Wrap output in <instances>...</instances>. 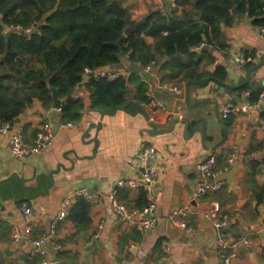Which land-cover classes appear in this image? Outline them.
<instances>
[{
    "label": "crops",
    "instance_id": "1",
    "mask_svg": "<svg viewBox=\"0 0 264 264\" xmlns=\"http://www.w3.org/2000/svg\"><path fill=\"white\" fill-rule=\"evenodd\" d=\"M261 4L264 11V0ZM122 5L136 23L147 21L156 12L183 23L201 20L200 13L184 19V13L192 11L190 0H124ZM256 5L257 1L245 3L242 10L234 4L230 24H221L218 44L193 48L197 65L183 71L163 67L166 58L158 54L153 37H146V42L156 54V66L149 67L153 61L132 64L123 57L118 66L96 71L113 70L118 77L133 78L125 106L107 111L95 108L88 76L70 96L84 103L80 117L69 122L72 128H59L65 123L61 109L70 93L63 98L58 95L63 101L61 109L53 108V98L48 106L34 98L11 121L12 132L0 136V264H224L218 252L219 233L231 245L227 254L233 250L238 253L231 264H264V102L259 103L264 94V38L256 26L264 12L251 15L249 9ZM237 55L251 57V61L241 66L234 62ZM251 69L254 71L243 88L228 89ZM211 78L224 86L214 81L206 84ZM189 82L202 84H192L188 102L162 89L165 83L185 87ZM141 83L145 88L142 95L137 90ZM246 88L256 106L222 119V127L217 114L222 115L227 104L244 102ZM153 99L162 101L167 110L154 106ZM136 105L149 121L139 112H129ZM203 121L206 124L198 126ZM45 123L52 125L54 144L37 155L13 157V134L20 132L26 142L33 143ZM223 130L226 140L217 147ZM147 146L157 150L150 165L158 175L150 193L127 184L140 181L150 166L139 159ZM243 152L248 159L229 167L228 156ZM211 155L216 157L214 181L220 184L219 189L194 199L200 181L196 164ZM235 165L238 169L232 182L218 179ZM81 189L95 200L81 196ZM112 196L129 211L154 206L156 225L149 231H138L118 216ZM66 199H70L71 207L57 226L56 245L48 242L33 256L25 230L31 229L34 240L48 233ZM24 203L32 209L29 217L21 211ZM180 207L188 209L180 219L185 227L168 221ZM221 223L225 225L218 228ZM94 241L97 246L88 250Z\"/></svg>",
    "mask_w": 264,
    "mask_h": 264
},
{
    "label": "trees",
    "instance_id": "2",
    "mask_svg": "<svg viewBox=\"0 0 264 264\" xmlns=\"http://www.w3.org/2000/svg\"><path fill=\"white\" fill-rule=\"evenodd\" d=\"M190 1L192 11L185 12L184 19L200 13V21L178 22L156 12L126 36L125 13L117 4L124 0H0V118L13 122L34 98L48 106L52 88L60 98L68 96L83 81L85 69L96 72L116 67L123 57L132 64H157L146 37L156 40L158 54L166 58L163 67L183 71L197 65L193 48L218 44L221 24H230L234 4L244 10L245 3L257 1L250 14L264 12L261 0ZM15 26L34 27V31L6 32ZM256 26L264 27V18L257 20ZM132 80L89 76L93 106L104 111L125 106ZM137 90L144 94V85ZM83 107L80 99L68 97L61 109L65 123L77 120Z\"/></svg>",
    "mask_w": 264,
    "mask_h": 264
},
{
    "label": "built area",
    "instance_id": "3",
    "mask_svg": "<svg viewBox=\"0 0 264 264\" xmlns=\"http://www.w3.org/2000/svg\"><path fill=\"white\" fill-rule=\"evenodd\" d=\"M17 32H23L26 34H30L34 27L23 28L22 26L11 27ZM259 34L264 38V27H257ZM205 44H201L198 49H202L205 47ZM196 48V49H197ZM251 61V57L237 55L234 59V62L243 66ZM156 66L155 62H151L149 67ZM92 75V76H91ZM88 76L94 77L95 79L107 78L109 80H113L118 77V74L113 70L100 71L98 73L93 72L89 69H85L83 73V78H88ZM162 89L164 92L169 94H179L183 90V86L181 83H165L162 85ZM244 102L239 105L227 104L223 111L221 118L223 120L229 119V117L233 114H237L239 112H248L252 107L256 106V103L252 101V92L250 90H246L243 93ZM264 102V94L259 97V103ZM154 106L159 107L162 110H167L166 105L157 99H153ZM73 127V123H63L59 126L60 129H70ZM12 132V124L11 122L4 121L0 118V136H5L8 133ZM56 139V135L53 131L52 125L50 123H45L43 127L36 133V137L33 143H28L24 139L23 135L20 132H15L11 139L10 150L12 156L15 158H25L30 155H37L41 151H44L50 148ZM157 154V150L155 147H144L140 153V160L142 163L149 164L152 160H155ZM248 159L247 153L237 154L231 153L228 156L227 163L229 167L240 162L246 161ZM216 165V157L215 155L209 156L207 159L200 161L196 164V170L200 175V181L197 184L196 191L194 193V199H198L203 197L209 193H214L219 189V183L214 181V177L217 175V171L215 170ZM148 166L142 176V179L138 182L129 181L127 184L132 187H143L147 192H151L152 185L157 180V170ZM123 184V182H121ZM125 184V183H124ZM81 196H85L87 199L95 200V196H89L86 189H81L79 191ZM113 199V207L118 214V216L123 220L128 222L129 224L135 226L138 231H149L151 230L157 223V219L154 217L155 207L149 206L146 207L143 211H129L123 205H121L115 197L112 196ZM71 207L70 199H66L64 201V208L60 211V213L54 219L52 226L48 233L41 235L37 239L30 238L31 229L27 228L25 230V235L29 237V243L32 246L31 253L33 256L41 253V250L44 245L48 242H51L53 245H56V236H57V226L60 222L64 221L67 217V209ZM21 211L23 212L25 217H29L32 214L31 207L24 203L21 205ZM188 209L186 207H180L176 211L172 212L168 216V221L178 227H185L186 225L183 222H180L181 218H184L187 215ZM148 216V218H146ZM225 224H217L218 228H222ZM102 228V227H100ZM100 231L98 234L94 235V239L98 240L100 237ZM14 238L18 239L19 236L17 234L14 235ZM218 239V252L221 253L222 262L224 264H231L232 261L237 258L238 253L236 250L231 251L227 254V249L231 247V245L225 240V235L223 233H219L217 236ZM245 245H248L249 242L244 241ZM163 250L168 251L167 246L163 245ZM261 255L264 258V248L261 251Z\"/></svg>",
    "mask_w": 264,
    "mask_h": 264
},
{
    "label": "water",
    "instance_id": "4",
    "mask_svg": "<svg viewBox=\"0 0 264 264\" xmlns=\"http://www.w3.org/2000/svg\"><path fill=\"white\" fill-rule=\"evenodd\" d=\"M117 4L122 8L123 12L125 13V22H126V25H127V27L125 29V35H130L131 33H134L138 28H140L141 26H143L146 23V20H144L142 22H139V23H136L135 21H133L131 19V15H130V12H129L128 8L124 7L122 5V3H120V2H117ZM253 71H254V69H251L250 71H248L247 76L243 80L242 79L241 80H237V81L235 80V84L236 85L234 87H229L228 89L230 91H235V90H238L240 88H243L249 82L251 73ZM209 81H214L215 83H218V84H221V85L224 86V83L216 80L215 78L208 79L207 81H205L206 84L209 83ZM192 84L200 86L202 83H195V82L191 83V82H189V83H187L185 85V87H183L181 95H173V96L174 97H179L181 99H185V101L188 102L190 100V91H191L190 87L192 86ZM51 91H52V98H53V108L54 109H61L63 101L61 99H59L57 90L55 88H52ZM73 94H74V91H71L70 94H69V97L72 96ZM129 112L130 113L139 112L140 114L144 115L146 117V119L149 121L148 116L137 105L136 106H132ZM216 117H217L218 123L223 127V121H222V118H221V114H217ZM204 123L205 122L203 121V122L199 123L198 126H201L200 124H204ZM149 125L152 127V129L154 128V126L152 124H149ZM56 128H58V127H56ZM200 130L202 132H204V130L202 128H200ZM225 140H226V133H225V130H223L222 131V142L217 147L221 146L224 143ZM237 169H238V165H235L233 167V169H231V171L228 174L220 175L218 179L219 180L220 179H226V180H229L230 182H232L233 177L235 176V174L237 172ZM146 218H148V216H146ZM226 228L224 229V231L226 230ZM97 244L98 243L94 241V243L89 247L88 250L94 249L97 246ZM55 264H58V263H55Z\"/></svg>",
    "mask_w": 264,
    "mask_h": 264
}]
</instances>
